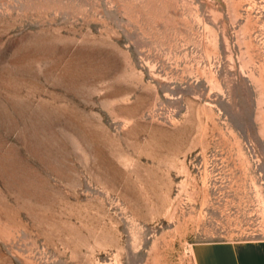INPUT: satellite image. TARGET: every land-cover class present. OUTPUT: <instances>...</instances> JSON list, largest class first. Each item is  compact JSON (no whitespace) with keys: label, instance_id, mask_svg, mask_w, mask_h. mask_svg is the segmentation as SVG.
Listing matches in <instances>:
<instances>
[{"label":"rangeland","instance_id":"1","mask_svg":"<svg viewBox=\"0 0 264 264\" xmlns=\"http://www.w3.org/2000/svg\"><path fill=\"white\" fill-rule=\"evenodd\" d=\"M227 237H264V0H0V264Z\"/></svg>","mask_w":264,"mask_h":264},{"label":"crops","instance_id":"2","mask_svg":"<svg viewBox=\"0 0 264 264\" xmlns=\"http://www.w3.org/2000/svg\"><path fill=\"white\" fill-rule=\"evenodd\" d=\"M193 264H264V237H227L194 241Z\"/></svg>","mask_w":264,"mask_h":264},{"label":"built area","instance_id":"3","mask_svg":"<svg viewBox=\"0 0 264 264\" xmlns=\"http://www.w3.org/2000/svg\"><path fill=\"white\" fill-rule=\"evenodd\" d=\"M251 238H256V237H251Z\"/></svg>","mask_w":264,"mask_h":264}]
</instances>
